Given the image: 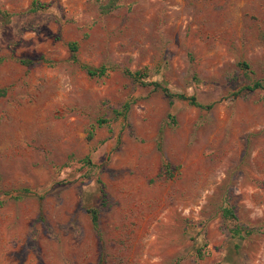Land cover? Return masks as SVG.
<instances>
[{
    "label": "rangeland",
    "instance_id": "1",
    "mask_svg": "<svg viewBox=\"0 0 264 264\" xmlns=\"http://www.w3.org/2000/svg\"><path fill=\"white\" fill-rule=\"evenodd\" d=\"M32 1L0 0V264H264V0Z\"/></svg>",
    "mask_w": 264,
    "mask_h": 264
},
{
    "label": "trees",
    "instance_id": "2",
    "mask_svg": "<svg viewBox=\"0 0 264 264\" xmlns=\"http://www.w3.org/2000/svg\"><path fill=\"white\" fill-rule=\"evenodd\" d=\"M113 7H115V0H110V2L107 4V8L111 9ZM45 8H46L45 4H42L36 0H33L31 3V6L29 8V11L36 12L39 10H44ZM0 14L5 18H8L10 16V14L7 12H1L0 11ZM70 50H71V52L75 53L77 50L76 45L71 44ZM72 60L74 62H76L75 56H72ZM20 63L27 64V61L20 60ZM80 66L86 72V74L89 77L102 78V77L108 76V74L113 71L112 68H108L106 66H99L97 68L89 67L86 65H80ZM239 67H241L244 70L249 69V66L244 62L239 63ZM122 73L125 76H127L129 79H131L133 82L138 84L139 86L150 87L154 91L161 92L168 99L170 105L175 100H180V101H186L188 104H190L192 106L203 108L201 105H199V103L196 101V98L194 96H186V95L181 94V93H173L170 91V89L168 87L161 84L160 82L150 80L146 67L140 68L139 70H136V71H130L126 68H123ZM258 89H261V90L264 89V79L255 81L250 86L246 87V90H248V91L258 90ZM4 94H5L4 90L0 89V97H3ZM205 108H210V106L205 107ZM129 109H130V103H128V102L124 103L122 108H121V111H119V115L125 116ZM169 118H170L171 122L173 123L172 117H169ZM103 123H105V121H103V120H100L97 122L98 125H101ZM92 137H93V131L91 130L88 133L87 140L90 141L92 139ZM85 162L88 164L90 163L88 158H85ZM166 167L168 169V166H166ZM14 193L16 195H11V196H12V198H15V199H20V198H23L25 196H30L33 194L32 191H30L29 189H20V190L14 191ZM221 211H222L223 217L226 219H231V217H234V213H233V210L231 209V207H223ZM88 213L90 215L91 223H92L93 227L96 229L97 224H98L97 211L94 209H89ZM240 232H241V229L236 227L233 230V236H235V237L240 236Z\"/></svg>",
    "mask_w": 264,
    "mask_h": 264
}]
</instances>
